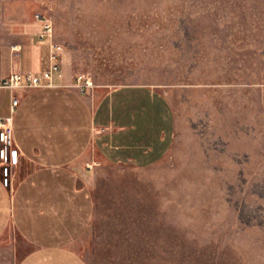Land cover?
Returning <instances> with one entry per match:
<instances>
[{
    "label": "rangeland",
    "instance_id": "obj_1",
    "mask_svg": "<svg viewBox=\"0 0 264 264\" xmlns=\"http://www.w3.org/2000/svg\"><path fill=\"white\" fill-rule=\"evenodd\" d=\"M40 15L82 92L147 86L175 116L146 168L86 172L85 264H264V0H0V48ZM11 233L0 264L28 252Z\"/></svg>",
    "mask_w": 264,
    "mask_h": 264
},
{
    "label": "crops",
    "instance_id": "obj_2",
    "mask_svg": "<svg viewBox=\"0 0 264 264\" xmlns=\"http://www.w3.org/2000/svg\"><path fill=\"white\" fill-rule=\"evenodd\" d=\"M42 28L30 19L0 48V77L48 70ZM72 81L62 68L52 86L17 91L14 113L11 92L0 89V118L11 120L21 155L11 187L0 181V240L13 232L28 247L17 264H85L74 247L93 216L86 172L100 163L150 167L174 142V112L161 91L136 85L82 92Z\"/></svg>",
    "mask_w": 264,
    "mask_h": 264
},
{
    "label": "built area",
    "instance_id": "obj_3",
    "mask_svg": "<svg viewBox=\"0 0 264 264\" xmlns=\"http://www.w3.org/2000/svg\"><path fill=\"white\" fill-rule=\"evenodd\" d=\"M35 19L42 22L43 36L50 41L49 68L40 73L16 71L6 77H0V89H7L11 92V113H14L19 103V98L15 94L17 91L50 87L53 77L62 74L63 47L53 42L51 24L40 15H36ZM20 159V152L13 141L11 120L0 118V181L3 187H11Z\"/></svg>",
    "mask_w": 264,
    "mask_h": 264
}]
</instances>
